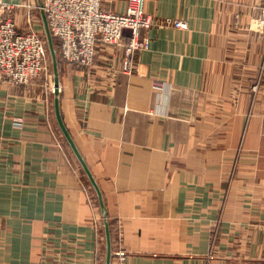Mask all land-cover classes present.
Listing matches in <instances>:
<instances>
[{
  "label": "crops",
  "instance_id": "0c3cea01",
  "mask_svg": "<svg viewBox=\"0 0 264 264\" xmlns=\"http://www.w3.org/2000/svg\"><path fill=\"white\" fill-rule=\"evenodd\" d=\"M19 31L45 36L38 0ZM119 14L126 0L110 5ZM150 48L60 64L63 120L125 264H264V0H149ZM32 16V15H31ZM184 20L187 29L163 26ZM130 32H125L129 37ZM54 78H0V264H104V218ZM104 249V254H103Z\"/></svg>",
  "mask_w": 264,
  "mask_h": 264
},
{
  "label": "built area",
  "instance_id": "2783aa9c",
  "mask_svg": "<svg viewBox=\"0 0 264 264\" xmlns=\"http://www.w3.org/2000/svg\"><path fill=\"white\" fill-rule=\"evenodd\" d=\"M114 1L44 0L43 10L63 62L90 68L95 65L101 46L123 45L124 72L135 69L136 54L150 48L149 39L142 34L154 25L146 12L149 0H126L125 14L111 9ZM27 7L31 11L28 20L33 23L32 11L40 8L31 3ZM14 9L15 6L0 1V78L14 86H25L35 80L51 82L53 72L45 36L33 29L21 33L12 17ZM163 26L188 28L187 22L179 19H168ZM126 31H130L129 37H125ZM126 257V252L120 249L114 252L112 264H125Z\"/></svg>",
  "mask_w": 264,
  "mask_h": 264
},
{
  "label": "water",
  "instance_id": "95a60500",
  "mask_svg": "<svg viewBox=\"0 0 264 264\" xmlns=\"http://www.w3.org/2000/svg\"><path fill=\"white\" fill-rule=\"evenodd\" d=\"M39 8L42 12V18L45 25V38L47 42V47L49 48L50 56L52 59L53 64V72H54V113L55 118L57 121V124L67 141L68 145L70 146L73 154L75 155L76 159L78 160L81 168L83 169V172L87 176L91 186L93 187L97 199L100 204L102 216L104 218V236H105V262L104 264H112L113 262V256H114V250H113V239L111 234V227L110 222L108 219V210L106 207V202L102 193V190L95 179L91 169L89 168L88 164L86 163L83 155L79 151L72 135L70 134L69 130L67 129L65 122L63 120L62 112H61V96H60V64H61V58L58 55V49L55 44V38L51 33L49 22L46 16V13L43 10L44 7V0H38ZM130 32V31H128Z\"/></svg>",
  "mask_w": 264,
  "mask_h": 264
},
{
  "label": "rangeland",
  "instance_id": "374dc122",
  "mask_svg": "<svg viewBox=\"0 0 264 264\" xmlns=\"http://www.w3.org/2000/svg\"><path fill=\"white\" fill-rule=\"evenodd\" d=\"M47 43V42H46ZM55 44H58L56 41H55ZM56 47H57V49H58V55H59V47L56 45ZM48 51H49V48H48ZM60 56V55H59ZM61 62H62V60H61ZM49 64H50V66H51V70H52V72H53V64H52V59H51V56H50V52H49ZM53 78H54V72H53ZM106 247V246H105ZM113 250H114V248H113ZM103 254H104V249H103ZM114 257V256H113ZM104 260H105V255H104V258H103Z\"/></svg>",
  "mask_w": 264,
  "mask_h": 264
},
{
  "label": "trees",
  "instance_id": "16d2710c",
  "mask_svg": "<svg viewBox=\"0 0 264 264\" xmlns=\"http://www.w3.org/2000/svg\"><path fill=\"white\" fill-rule=\"evenodd\" d=\"M58 46V44H56ZM110 227H111V224H110ZM111 234H112V229H111ZM112 239H113V236H112Z\"/></svg>",
  "mask_w": 264,
  "mask_h": 264
}]
</instances>
